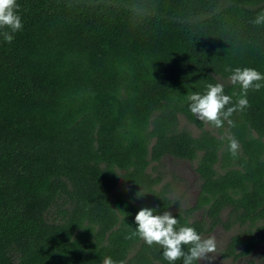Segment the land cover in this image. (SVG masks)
Here are the masks:
<instances>
[{
  "label": "trees",
  "instance_id": "16d2710c",
  "mask_svg": "<svg viewBox=\"0 0 264 264\" xmlns=\"http://www.w3.org/2000/svg\"><path fill=\"white\" fill-rule=\"evenodd\" d=\"M16 3L22 30L0 29V264H169L131 235L142 207L201 235L236 225L222 256L264 243V88L216 134L186 101L221 83L235 103L226 68L264 74V0ZM165 155L195 161L193 203L160 183Z\"/></svg>",
  "mask_w": 264,
  "mask_h": 264
},
{
  "label": "clouds",
  "instance_id": "9594fccd",
  "mask_svg": "<svg viewBox=\"0 0 264 264\" xmlns=\"http://www.w3.org/2000/svg\"><path fill=\"white\" fill-rule=\"evenodd\" d=\"M16 0H0V29H10L2 33L6 42L11 43L13 33L23 28V23L16 9ZM138 9H134L136 11ZM253 24H264V13L257 15ZM230 73L232 85H239L240 94L235 103L232 96L224 93L221 83H207L204 91L191 92L186 96L190 112L200 121L216 128L224 126L227 121L230 127L234 122L230 119L233 113L243 111L249 106L247 93L250 89L259 91L264 88V74L252 67L226 68ZM231 105V106H229ZM228 141V151L235 156L239 149V142L231 135L222 137ZM155 208H140L135 216L136 227L132 236L142 239L148 246L159 245L162 255L169 264L182 261V264H197L198 261L211 262L217 254V241L214 235L202 236L191 226H179L178 219L170 211L154 214ZM185 246L187 251H185ZM212 253L213 255H208ZM102 264H125L123 260L116 261L106 256Z\"/></svg>",
  "mask_w": 264,
  "mask_h": 264
},
{
  "label": "rangeland",
  "instance_id": "374dc122",
  "mask_svg": "<svg viewBox=\"0 0 264 264\" xmlns=\"http://www.w3.org/2000/svg\"><path fill=\"white\" fill-rule=\"evenodd\" d=\"M178 126L184 127L192 134H196L199 128L192 122L186 120L182 115H178ZM204 127L214 134L218 133L216 128L204 123ZM194 160L165 155L160 159L157 169L161 174L160 183L167 182L170 186L169 196L176 199L181 206L193 203L194 197L198 190L199 179L194 170ZM226 209L220 212L221 219H224ZM199 212H194L197 217ZM237 230V226L224 227L220 223L216 224L208 233L202 236L214 235L217 241V254L211 262L198 261L197 264H264V243L257 245L246 256L232 258L231 256H222L221 250L229 238V235ZM208 255H213L209 253Z\"/></svg>",
  "mask_w": 264,
  "mask_h": 264
}]
</instances>
